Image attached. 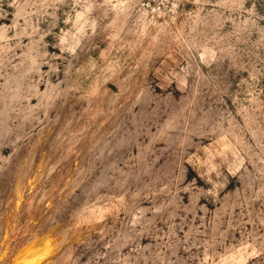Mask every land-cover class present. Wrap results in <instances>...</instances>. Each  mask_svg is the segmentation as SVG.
I'll list each match as a JSON object with an SVG mask.
<instances>
[{
    "label": "rangeland",
    "instance_id": "obj_1",
    "mask_svg": "<svg viewBox=\"0 0 264 264\" xmlns=\"http://www.w3.org/2000/svg\"><path fill=\"white\" fill-rule=\"evenodd\" d=\"M264 264V0H0V264Z\"/></svg>",
    "mask_w": 264,
    "mask_h": 264
},
{
    "label": "bare ground",
    "instance_id": "obj_2",
    "mask_svg": "<svg viewBox=\"0 0 264 264\" xmlns=\"http://www.w3.org/2000/svg\"><path fill=\"white\" fill-rule=\"evenodd\" d=\"M23 264H34V260L25 261Z\"/></svg>",
    "mask_w": 264,
    "mask_h": 264
}]
</instances>
